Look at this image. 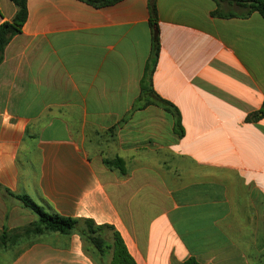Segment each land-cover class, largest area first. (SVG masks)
<instances>
[{
    "label": "crops",
    "instance_id": "0c3cea01",
    "mask_svg": "<svg viewBox=\"0 0 264 264\" xmlns=\"http://www.w3.org/2000/svg\"><path fill=\"white\" fill-rule=\"evenodd\" d=\"M27 7L0 65V188L112 226L136 264H264V18L156 0L152 84L179 135L162 108L141 107L151 0ZM15 14L0 0V24ZM115 158L124 174L105 166ZM3 190L0 264H97L78 232L30 233L37 217Z\"/></svg>",
    "mask_w": 264,
    "mask_h": 264
},
{
    "label": "trees",
    "instance_id": "16d2710c",
    "mask_svg": "<svg viewBox=\"0 0 264 264\" xmlns=\"http://www.w3.org/2000/svg\"><path fill=\"white\" fill-rule=\"evenodd\" d=\"M95 8H104L113 6L123 0H80ZM218 6L224 1L235 3L240 7L247 8V15L257 12L264 18V1L263 0H213ZM16 8V14L11 22L0 24V65L4 60L5 49L11 40L21 34L22 28L28 19L27 0H11ZM215 16L224 18L235 17L234 13H222L217 11ZM158 19L156 10V0H151V25L154 29L153 34V54L151 61L147 67L145 77L142 81V96L145 103L141 107L156 105L170 114L175 120L176 131L179 135H183L181 126V116L177 108L171 103L163 100L153 89L152 75L154 73L156 59L159 55V39L156 29ZM152 100H151V99ZM140 107V106H139ZM137 107V108H139ZM262 112L264 113V107ZM258 114L253 115L250 119L256 120ZM105 166L113 170H120L125 173L124 161L121 158L112 160H104ZM0 190H3L0 188ZM7 195L18 199L23 207L30 210L37 220L29 229L30 233H59L69 235L78 232L85 242V249L90 253L97 264H136L129 255L124 242L119 233L112 226L97 225L92 219H80L72 217H63L56 214H49L46 210L35 203L29 196L15 195L8 189L3 190ZM7 237L6 230L0 232V239ZM2 249V247H0Z\"/></svg>",
    "mask_w": 264,
    "mask_h": 264
},
{
    "label": "water",
    "instance_id": "95a60500",
    "mask_svg": "<svg viewBox=\"0 0 264 264\" xmlns=\"http://www.w3.org/2000/svg\"><path fill=\"white\" fill-rule=\"evenodd\" d=\"M264 1V0H263Z\"/></svg>",
    "mask_w": 264,
    "mask_h": 264
}]
</instances>
